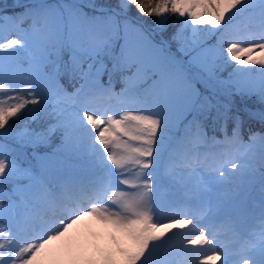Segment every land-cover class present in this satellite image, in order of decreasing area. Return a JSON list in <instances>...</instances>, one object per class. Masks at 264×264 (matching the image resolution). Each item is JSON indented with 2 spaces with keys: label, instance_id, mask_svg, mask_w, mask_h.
I'll list each match as a JSON object with an SVG mask.
<instances>
[{
  "label": "snow or ice",
  "instance_id": "1",
  "mask_svg": "<svg viewBox=\"0 0 264 264\" xmlns=\"http://www.w3.org/2000/svg\"><path fill=\"white\" fill-rule=\"evenodd\" d=\"M133 6L140 16L157 19L150 24L142 21L130 14ZM169 12L175 19H169ZM238 18L259 20L258 34L253 33L243 46L234 38ZM0 24H11L17 33L6 43L0 41L4 53L0 92L7 93L0 99V130H4L0 136L13 131L16 118L27 117L54 123L40 130L25 126L15 137L18 144L35 150L51 147L53 137L59 141L51 153L34 156L36 164L27 168L0 145V200L8 201L6 206L0 204V264H38L41 257H57L65 248L53 246L86 220L109 227L113 247L96 258L79 257L70 264H173L155 259L157 242L168 232L192 225L193 218L154 220L153 197L163 180L162 169L179 160L193 173L203 169L216 184L243 183L250 171L249 151L236 148L243 119L233 111V99L256 98L264 105V0L258 4L255 0H160L150 10L142 0H116L114 5L101 0H37L22 13L0 15ZM177 24L180 27L170 39L178 45L181 29L192 33L193 49L185 51L182 45L176 49L186 61L173 53L169 40L156 39ZM202 35L218 40L209 45L199 39ZM21 59L27 61L28 70L18 80L6 67L19 65ZM257 72L259 79H254ZM65 77L69 85H79L73 94L83 95L85 107L69 111L57 106L59 97L67 94L61 84ZM116 81L123 85L119 92ZM92 95L136 107L122 115L97 113L87 107ZM258 115L264 122V111ZM208 121L219 123L222 139L206 135ZM102 125L106 126L101 129ZM81 129L90 131L106 154L104 161L110 164L101 163L108 166V183L134 192H113L109 198L110 188L104 182L93 184L88 191L95 199L89 208L70 204L55 190L57 154L77 150ZM257 137L264 168V134L250 135L253 140ZM110 145L123 153L112 152ZM8 184L13 185L11 192L5 191ZM260 222L258 235L235 232L243 240L239 251L221 250L203 227L187 245L204 249L200 264H264V188ZM66 251L75 252V245L69 244ZM47 264L59 261L48 259Z\"/></svg>",
  "mask_w": 264,
  "mask_h": 264
},
{
  "label": "rangeland",
  "instance_id": "2",
  "mask_svg": "<svg viewBox=\"0 0 264 264\" xmlns=\"http://www.w3.org/2000/svg\"><path fill=\"white\" fill-rule=\"evenodd\" d=\"M36 2L37 0H0V15L5 16L6 18L11 17L24 12L26 7H29ZM47 2L57 3L59 0H47ZM101 2H107L114 5L116 0H101ZM142 2L145 4L146 10H150L152 6L158 4L160 1L142 0ZM255 2L258 4L259 0H255ZM25 3L27 4L24 5L21 10L8 12L10 10L17 9V6ZM132 12L136 13L139 18L141 17L147 19L150 22L157 19L156 16H140V14L136 11L135 6L132 7L131 13ZM167 16L170 20L175 19L171 12L167 13ZM179 27L180 25L178 24L170 25L165 31H163L168 37L163 35V33H160V35L156 36V39L159 40L163 38L165 40H169L173 53L186 61L187 57L181 56L180 53L176 52V49L178 46L182 45L185 51L192 50L194 47L192 44V33L188 30L181 29L179 36L177 37V40L179 41L178 45L177 41H172L170 38ZM234 28V38L240 42L241 46H243L253 33L258 34L259 20L258 18H238L234 22ZM16 35V30L11 24H0V41L6 43L8 39L16 38ZM199 39L211 45L217 42L218 37L202 35ZM3 54V52H0V55ZM185 66L191 67L187 63ZM246 67L259 68V66ZM27 70V61L23 59L20 60L19 65L10 63L7 64L6 67L7 73L18 80L23 79ZM253 78L259 79V73L257 72ZM104 80L107 82V75H105ZM61 84L66 88L67 94L59 97L57 105L59 108L72 111L85 107L83 95L73 94L75 92V88L79 87V85H72L73 88L71 90V85H69L67 77L61 80ZM120 85V81H116L114 83L115 91L117 89L119 91L121 90L123 86L120 87ZM6 95L7 93L0 92V99L6 98ZM233 105V111L238 112L243 119L241 143L237 145L236 148L240 151H249L248 162L250 165V171L245 179V182L226 184L212 183L209 180V173L203 169H198L197 173H193L188 168L184 167L178 160L175 165L167 166L162 169L161 175L163 176V180L157 183L155 195L153 197L155 205L154 220L169 222L173 219L192 217L193 224L191 226L195 231L194 237L198 234V227H203L207 230L209 235L215 237L216 245L221 250L227 248L232 249L236 242L239 243V241H237L238 237L235 234L236 231H239L244 235H251V233L258 232L261 229V190L264 188V176H262L264 168L260 167L262 142L258 137L254 140L250 139L249 132L254 131L255 133L261 132L264 134V122H261L258 115L261 111H264V105H261L256 98L242 99L239 96L233 99ZM28 107L32 106L29 105ZM87 107L91 111L97 113L111 114L112 112H117L122 115L123 111L130 107L135 108L136 106L121 103V101L117 98L92 95L88 98ZM22 111H26V109ZM244 113L257 122V125L248 126V133L245 132L247 133L245 136L242 131L246 125L244 122ZM101 118H103V116ZM49 123H54V121L49 120L32 122L31 119L27 117L24 119L16 118L13 131L9 132L7 136H2L3 138H0V145L5 146V150L10 158L16 159L22 167L27 168L29 166L22 163V158L19 154L20 149L17 146L18 143L16 142L15 137L22 132L25 126L31 129L40 130L46 127ZM9 124L12 125L13 120H10ZM218 124L219 123L213 124L211 121L205 123V132L208 137L214 136L215 138H218V136L214 134L217 133V130H219ZM229 125L232 126L231 122H229ZM105 126L106 125H102L101 129ZM87 127L90 129V126ZM212 128H214L213 131L208 132V129ZM178 129L181 130L179 127L174 130L177 137L181 132L177 131ZM0 132H4V130H0ZM223 135L224 133H222V136ZM79 137L80 142L75 152L70 154H57L59 168L54 178L55 190L62 193L64 196H67L69 192L72 193L74 191L73 189H81V186L84 183L83 180L96 176L110 188L108 193L109 198L112 197L113 192H119L122 190L134 192L133 189L127 188L124 185L112 186L108 183L106 175L108 170L106 171V166L102 167L101 163L102 161L106 163V161H104V155L106 154H102L100 152L102 151L99 149L100 145L94 140V135L90 131L81 129ZM54 139H56V137L52 138V140ZM124 139L120 140L121 144H123ZM57 144H55L52 149L56 148ZM95 149H98V151ZM110 150L118 155L123 153L122 148H117L114 145H110ZM235 150L236 149H233V151ZM21 154L23 155V152H21ZM46 154H48L46 151L43 153L32 151L33 158L34 156H44ZM108 164H110V162ZM174 167H177V169ZM95 168H100L103 174L97 172ZM228 170L231 171V169ZM233 175H235V173H233ZM59 180L62 182L59 183ZM20 183L24 184L26 181H21ZM12 188L13 185L8 184L5 187V191L11 192ZM7 203V199L0 200V204L6 206ZM89 206L91 207L92 204ZM111 206L115 207V205ZM80 226L86 230V238L80 240L79 246L75 252L69 253L66 251L68 245L70 244V236L68 234L64 241H61L57 245L53 246L59 249L61 245H63L65 251H62L55 258L46 259L45 257H41L38 260V264H47L48 259H56L59 261V264H70V261L79 257L96 258L100 255L101 251H108L113 247L112 231L105 224L99 223L95 220H86L82 222ZM215 228H217V230ZM178 232V229L168 232L161 241L157 242L159 248L155 259H168L171 260L173 264H200V261L203 260L205 255L203 252L204 249L188 246L187 241L182 239ZM218 264H220V262H218Z\"/></svg>",
  "mask_w": 264,
  "mask_h": 264
},
{
  "label": "trees",
  "instance_id": "3",
  "mask_svg": "<svg viewBox=\"0 0 264 264\" xmlns=\"http://www.w3.org/2000/svg\"><path fill=\"white\" fill-rule=\"evenodd\" d=\"M158 1H160V0H158ZM19 9H21V8H17V9H14V10H10V11H8V12H15V11H17V10H19ZM131 14H133V15H135V16H137V17H139L136 13H131ZM140 19L141 20H143V21H147L149 24L151 23L149 20H147V19H144V18H141L140 17ZM151 26V25H150ZM157 31H159V30H157ZM163 33V35H165V36H167L164 32H162ZM168 37V36H167ZM211 39H214V38H211ZM208 42V41H207ZM244 117H245V120H244V122H245V128H244V132L245 131H247V129H248V126H250V125H252V124H254V122L252 121V119L250 118V117H248L247 116V114L246 113H244ZM215 128V127H214ZM214 128H212V129H208V132H211V131H213V129ZM232 128V126L231 125H228V130L229 129H231ZM0 138H3L2 136H0ZM4 139H6V138H4ZM8 140V139H7ZM10 142H12V141H10ZM59 141H58V139H57V137H56V139H54V140H52L51 141V147H40V148H38V149H35L36 151H39V152H43V151H52L51 149H52V147L55 145V144H57ZM14 143V142H13ZM18 146V148L20 149V155H21V158H22V163H24V164H26V165H28V166H30V165H35L34 163H33V161H32V158H31V156L29 155V160H28V154H30V152H31V150H34L32 147H28V146H24V145H21V144H18L17 145ZM21 152H23V155L21 154ZM24 153H26L27 154V156H25L24 155Z\"/></svg>",
  "mask_w": 264,
  "mask_h": 264
},
{
  "label": "bare ground",
  "instance_id": "4",
  "mask_svg": "<svg viewBox=\"0 0 264 264\" xmlns=\"http://www.w3.org/2000/svg\"><path fill=\"white\" fill-rule=\"evenodd\" d=\"M187 218V217H183ZM178 234L184 239L185 241L190 240L194 237L195 231L192 229L191 225L185 226L182 230L178 229ZM70 238V244L75 245V248L77 249L80 243V240H83L86 238V230L82 228L80 225H77L75 228H73L69 233ZM204 252V251H203Z\"/></svg>",
  "mask_w": 264,
  "mask_h": 264
}]
</instances>
